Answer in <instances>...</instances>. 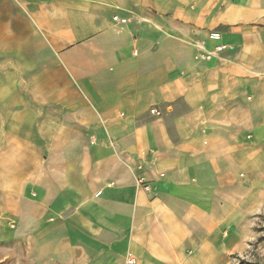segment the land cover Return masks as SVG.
<instances>
[{
  "label": "crops",
  "instance_id": "crops-1",
  "mask_svg": "<svg viewBox=\"0 0 264 264\" xmlns=\"http://www.w3.org/2000/svg\"><path fill=\"white\" fill-rule=\"evenodd\" d=\"M262 211L264 0H0V264H236Z\"/></svg>",
  "mask_w": 264,
  "mask_h": 264
},
{
  "label": "rangeland",
  "instance_id": "rangeland-1",
  "mask_svg": "<svg viewBox=\"0 0 264 264\" xmlns=\"http://www.w3.org/2000/svg\"><path fill=\"white\" fill-rule=\"evenodd\" d=\"M236 260V264H264V211L255 215L253 242L248 246L247 252L238 254Z\"/></svg>",
  "mask_w": 264,
  "mask_h": 264
},
{
  "label": "built area",
  "instance_id": "built-area-1",
  "mask_svg": "<svg viewBox=\"0 0 264 264\" xmlns=\"http://www.w3.org/2000/svg\"><path fill=\"white\" fill-rule=\"evenodd\" d=\"M219 36V34L218 33H214L213 34V37H218ZM224 47V45H219V46H217V49L218 50H220V49H222ZM133 260H131V262H132Z\"/></svg>",
  "mask_w": 264,
  "mask_h": 264
},
{
  "label": "trees",
  "instance_id": "trees-1",
  "mask_svg": "<svg viewBox=\"0 0 264 264\" xmlns=\"http://www.w3.org/2000/svg\"><path fill=\"white\" fill-rule=\"evenodd\" d=\"M253 264H259V263H253Z\"/></svg>",
  "mask_w": 264,
  "mask_h": 264
}]
</instances>
